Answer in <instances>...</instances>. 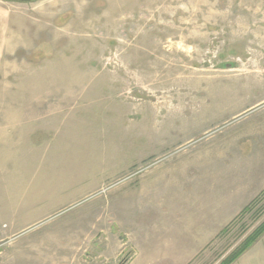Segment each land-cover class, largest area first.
I'll list each match as a JSON object with an SVG mask.
<instances>
[{
    "label": "rangeland",
    "instance_id": "374dc122",
    "mask_svg": "<svg viewBox=\"0 0 264 264\" xmlns=\"http://www.w3.org/2000/svg\"><path fill=\"white\" fill-rule=\"evenodd\" d=\"M17 89L58 111L0 190V264H150L198 211L186 264H219L264 220V0H0Z\"/></svg>",
    "mask_w": 264,
    "mask_h": 264
},
{
    "label": "crops",
    "instance_id": "0c3cea01",
    "mask_svg": "<svg viewBox=\"0 0 264 264\" xmlns=\"http://www.w3.org/2000/svg\"><path fill=\"white\" fill-rule=\"evenodd\" d=\"M20 92L16 96L22 95V98H12L9 99L10 103H0V190L9 194V198L27 193L29 185L36 180V169L43 157L36 149L40 131L44 130L40 126L45 128L50 122L44 119L45 115L55 117L58 111L54 104L24 102L27 94ZM24 196L21 194L23 201L28 199V196ZM201 220L199 211L192 219L180 218L175 231H168L163 249L152 253L150 264L189 262L202 247V244L196 243L201 235L200 227L196 228V225ZM156 255L161 256L160 260L155 258ZM232 264H264V235Z\"/></svg>",
    "mask_w": 264,
    "mask_h": 264
},
{
    "label": "trees",
    "instance_id": "16d2710c",
    "mask_svg": "<svg viewBox=\"0 0 264 264\" xmlns=\"http://www.w3.org/2000/svg\"><path fill=\"white\" fill-rule=\"evenodd\" d=\"M260 195L253 199L249 204L244 206V208L239 212L237 218H241L245 213L252 212L253 208L257 204ZM235 221V220H234ZM226 228L222 229V232ZM264 233V220L257 225L253 231L234 249L231 251L219 264H231L236 258H238L248 247H250L262 234Z\"/></svg>",
    "mask_w": 264,
    "mask_h": 264
},
{
    "label": "water",
    "instance_id": "95a60500",
    "mask_svg": "<svg viewBox=\"0 0 264 264\" xmlns=\"http://www.w3.org/2000/svg\"><path fill=\"white\" fill-rule=\"evenodd\" d=\"M14 1H20V2H30V1H34V0H14Z\"/></svg>",
    "mask_w": 264,
    "mask_h": 264
}]
</instances>
